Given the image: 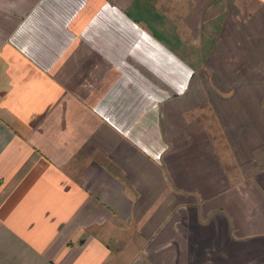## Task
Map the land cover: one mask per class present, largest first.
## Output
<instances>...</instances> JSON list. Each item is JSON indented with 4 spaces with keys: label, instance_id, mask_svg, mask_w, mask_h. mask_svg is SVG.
Here are the masks:
<instances>
[{
    "label": "crops",
    "instance_id": "crops-1",
    "mask_svg": "<svg viewBox=\"0 0 264 264\" xmlns=\"http://www.w3.org/2000/svg\"><path fill=\"white\" fill-rule=\"evenodd\" d=\"M0 264H264V0H0Z\"/></svg>",
    "mask_w": 264,
    "mask_h": 264
}]
</instances>
